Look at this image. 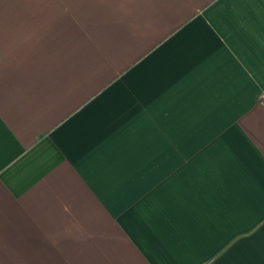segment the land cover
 <instances>
[{"label": "crops", "instance_id": "obj_1", "mask_svg": "<svg viewBox=\"0 0 264 264\" xmlns=\"http://www.w3.org/2000/svg\"><path fill=\"white\" fill-rule=\"evenodd\" d=\"M0 264H264V0H0Z\"/></svg>", "mask_w": 264, "mask_h": 264}]
</instances>
